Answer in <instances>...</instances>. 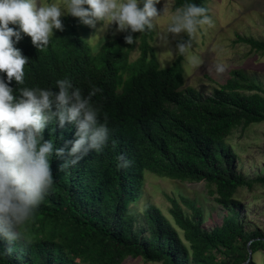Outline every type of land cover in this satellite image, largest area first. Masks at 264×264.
I'll return each instance as SVG.
<instances>
[{"label":"trees","instance_id":"1","mask_svg":"<svg viewBox=\"0 0 264 264\" xmlns=\"http://www.w3.org/2000/svg\"><path fill=\"white\" fill-rule=\"evenodd\" d=\"M185 2L174 0L173 8ZM192 2L210 17L208 0ZM62 20L64 30L52 34L47 49L39 51L26 34L16 45L29 57L25 83L18 87L58 91L56 80L68 78L84 94L98 88L93 103L117 143L67 169L52 157L54 188L25 225L28 242L0 241V264H124L129 257L142 264H255V254H264V232L247 228L240 191L264 185V176L250 178L238 168L230 141L236 131L264 122V83L235 68L205 94L186 85L182 56L161 68L150 43L155 30L133 33V44L123 32L95 51L90 26L71 15ZM139 39L141 53L131 60ZM234 42L264 53L263 38L238 33ZM11 86L17 87L14 79ZM76 130L71 123H50L44 138L62 147ZM121 153L131 159L130 167H117ZM147 172L204 181L225 209L222 223L206 228L195 201L168 195L171 217L151 203L141 224L137 204Z\"/></svg>","mask_w":264,"mask_h":264},{"label":"clouds","instance_id":"2","mask_svg":"<svg viewBox=\"0 0 264 264\" xmlns=\"http://www.w3.org/2000/svg\"><path fill=\"white\" fill-rule=\"evenodd\" d=\"M161 0H0V241L9 245L28 242L25 225L53 190L55 177L52 157L62 160L61 169L77 165L90 152H103L111 143L112 129L107 117L101 120V108L93 103L99 91L92 87L84 94L71 79L56 80L53 88L18 87L25 83V65L29 57L16 47L28 35L40 51L50 44L56 30L63 31L62 17L71 15L96 30L109 28L126 32L128 44L135 42L133 33L151 32L160 28L166 13L157 5ZM207 9L192 0L175 8L168 16L161 38L169 41V34H187L177 42L175 55L184 57L194 68L202 65L200 57L192 53L193 40L203 25H211ZM99 24V27L97 25ZM161 63L166 68L171 62ZM224 70L217 65V71ZM6 74V77H5ZM17 82L13 88L11 82ZM63 128L76 126V138L62 147L52 139H45L48 125ZM70 145V147H69ZM117 167L132 164L125 154L118 157ZM12 251L11 247L8 249Z\"/></svg>","mask_w":264,"mask_h":264},{"label":"rangeland","instance_id":"3","mask_svg":"<svg viewBox=\"0 0 264 264\" xmlns=\"http://www.w3.org/2000/svg\"><path fill=\"white\" fill-rule=\"evenodd\" d=\"M48 3L51 0H40ZM166 0H161L157 5L163 11ZM211 10V25H203L193 40L192 53L198 55L202 65L194 68L183 57L186 70V85L195 86L201 92L210 94L216 82H223L230 71L235 68L246 70L255 79L264 83V53L251 50L249 44L234 41L237 34L254 35L264 39V0H208ZM174 0H167L166 13L160 19V28L155 30L154 39L150 41L155 54L168 66L178 58L175 55L177 40L185 37L186 33L179 35L169 34V41L161 38V31L166 28L168 16L174 12ZM99 27V24L97 25ZM122 31L116 30L113 23L109 28L96 30L91 27L89 40L97 51L101 44L110 38H114ZM139 39L136 48L132 51L131 60L136 59L140 53ZM217 65H222L224 70L217 71ZM238 152L240 162L238 168L250 178L264 176V122L254 124L245 131L238 130L231 141ZM143 194L137 204V214L140 222L144 207L147 204L159 206L163 212L171 217L169 208L171 202L168 195L180 197L184 195L200 206L204 213V225L212 228L221 224L225 209L210 194L204 181L186 182L172 180L147 172L143 187ZM242 199L241 215L249 230L259 229L264 232V185L258 184L254 189L243 188L240 191ZM185 209L190 210L187 206ZM255 264H264V254L258 252L254 256ZM142 259L129 257L124 264H142Z\"/></svg>","mask_w":264,"mask_h":264},{"label":"water","instance_id":"4","mask_svg":"<svg viewBox=\"0 0 264 264\" xmlns=\"http://www.w3.org/2000/svg\"><path fill=\"white\" fill-rule=\"evenodd\" d=\"M251 253H252V252H251V250H250V257H251Z\"/></svg>","mask_w":264,"mask_h":264}]
</instances>
